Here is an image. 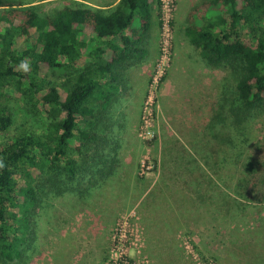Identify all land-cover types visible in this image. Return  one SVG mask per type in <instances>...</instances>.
<instances>
[{"label": "trees", "instance_id": "1", "mask_svg": "<svg viewBox=\"0 0 264 264\" xmlns=\"http://www.w3.org/2000/svg\"><path fill=\"white\" fill-rule=\"evenodd\" d=\"M43 1L0 0V264L29 261L52 197L86 206L121 165L115 126L130 93L128 72L148 61L153 31L162 27L160 0L104 9L57 0L48 10ZM182 30L202 62L223 72L207 124L220 144L207 143L205 163L236 167L252 122L264 116V0H198ZM18 109L31 130L15 126ZM249 159L245 176L254 172ZM245 176L232 185L235 198L247 190ZM235 198L226 212L236 213L234 225L246 224Z\"/></svg>", "mask_w": 264, "mask_h": 264}, {"label": "rangeland", "instance_id": "2", "mask_svg": "<svg viewBox=\"0 0 264 264\" xmlns=\"http://www.w3.org/2000/svg\"><path fill=\"white\" fill-rule=\"evenodd\" d=\"M55 1L44 0V9ZM197 1L164 0L169 32L167 24L162 34L155 27L146 70L128 72L130 93L115 126L121 165L86 206L77 198L45 203L26 264H264V116L250 126L240 168L206 165L207 143L220 144L211 135L217 127L210 131L207 124L216 102L212 86L223 72L209 69L182 35ZM14 116L19 129L34 127L21 110ZM246 158L254 169L247 176ZM244 176L247 190L235 198L232 185ZM228 198L241 200L246 224H233Z\"/></svg>", "mask_w": 264, "mask_h": 264}, {"label": "crops", "instance_id": "3", "mask_svg": "<svg viewBox=\"0 0 264 264\" xmlns=\"http://www.w3.org/2000/svg\"><path fill=\"white\" fill-rule=\"evenodd\" d=\"M79 1H83V2H85L86 4H88V5H91V6H94V7H98V8H108V7H111V6H113V5H115L116 3H114V4H108L107 2H105V1H103V0H79ZM157 34V33H156ZM156 39H157V37H155V36H153L152 38H151V40H150V46H153V49L155 48L154 47V45H156ZM146 63V62H145ZM145 65V66H144ZM142 64L141 65V67L142 66H144L143 67V69H141L142 71H143V73H144V71L146 70V64ZM141 71V72H142ZM140 72V75H142V73ZM141 78H143V76H140ZM146 82V81H145ZM143 83H144V78H143Z\"/></svg>", "mask_w": 264, "mask_h": 264}, {"label": "built area", "instance_id": "4", "mask_svg": "<svg viewBox=\"0 0 264 264\" xmlns=\"http://www.w3.org/2000/svg\"><path fill=\"white\" fill-rule=\"evenodd\" d=\"M163 7H165V5H164V0H160V8H161V12H162V15H163V10H162V8ZM162 27H161V34H162V30H163V28H164V26L166 25V28H167V31L169 32V29H168V20H166V22L165 23H163L164 21H163V16H162ZM163 24H164V26H163ZM162 42H163V40H162ZM162 42H161V44H160V48H161V45H162Z\"/></svg>", "mask_w": 264, "mask_h": 264}, {"label": "clouds", "instance_id": "5", "mask_svg": "<svg viewBox=\"0 0 264 264\" xmlns=\"http://www.w3.org/2000/svg\"><path fill=\"white\" fill-rule=\"evenodd\" d=\"M20 66H21L22 68H24L25 70H27V65H26V64H23V63H22Z\"/></svg>", "mask_w": 264, "mask_h": 264}]
</instances>
